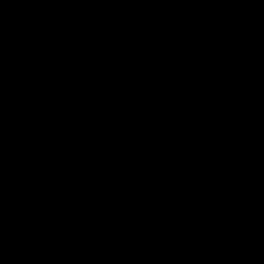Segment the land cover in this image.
<instances>
[{
	"label": "crops",
	"instance_id": "obj_1",
	"mask_svg": "<svg viewBox=\"0 0 264 264\" xmlns=\"http://www.w3.org/2000/svg\"><path fill=\"white\" fill-rule=\"evenodd\" d=\"M191 8L199 20L214 16L227 27L217 33L226 44L224 56L210 79L196 76L197 82L223 89H213L217 105L225 92L232 93L245 108L239 119H249L242 127L263 134L264 35L241 29L237 5L99 0L93 7L84 0H0V155L33 143L49 154L39 167L57 181L54 201H43L37 210V228L0 245V264H119L135 246L157 262L264 264V247L249 253L243 233L239 240L232 236L233 220L250 227L259 215L255 204L264 173L258 164L236 159L242 169H212L208 182L194 177L171 189L137 180L126 182L118 196L105 198L98 191L105 173L94 129L107 122L128 136L119 146L118 169L129 158L134 125H156L164 110L173 109L175 99L162 91L173 74L168 77L166 64L155 61V50L173 39L169 24H180L177 13ZM141 13L151 21L143 41L128 34ZM156 63L150 97L144 93ZM183 99L184 107L190 104ZM81 234L97 254L76 252Z\"/></svg>",
	"mask_w": 264,
	"mask_h": 264
},
{
	"label": "clouds",
	"instance_id": "obj_2",
	"mask_svg": "<svg viewBox=\"0 0 264 264\" xmlns=\"http://www.w3.org/2000/svg\"><path fill=\"white\" fill-rule=\"evenodd\" d=\"M28 0H24L27 3ZM49 3L53 0H48ZM95 7L99 0H84ZM235 4L240 9L241 29L264 35V0H219ZM151 28L146 14H139L129 29V35L145 40ZM135 138L129 158L117 169L120 145L126 137L115 131L107 122L95 128L98 134L97 153H103L105 178L98 191L105 198L118 196L127 183L137 180L171 189L192 183L194 177L203 182L211 180L202 174L207 167L203 153L223 144L226 129L215 110L207 106L189 104L179 113L166 115L162 123L135 125ZM49 159V154L38 151L33 143L16 150L14 154L0 155V245L15 236L25 235L37 228V210L43 201L51 204L56 196V179L39 166ZM115 169V170H114ZM251 189V188H249ZM115 206V201H113ZM259 210L250 227L243 220L232 221L239 240L243 233V247L252 253L257 246L264 247V191L256 202ZM240 217V212L235 208Z\"/></svg>",
	"mask_w": 264,
	"mask_h": 264
},
{
	"label": "trees",
	"instance_id": "obj_3",
	"mask_svg": "<svg viewBox=\"0 0 264 264\" xmlns=\"http://www.w3.org/2000/svg\"><path fill=\"white\" fill-rule=\"evenodd\" d=\"M194 13L192 8L191 11L177 13L180 24L174 25V22L169 24L170 28L174 29V34L169 33L174 40H166L168 44L164 48L155 50V61L159 59L160 64H166L168 77L173 74L162 91L163 95L173 97L175 104L173 109L165 107L166 111L162 113L163 118L166 115L179 113L184 107L183 97L189 98L192 105L213 108L220 117L227 134L223 144H218L202 154L206 164L211 163L212 169L216 172L232 173L242 169L236 159L245 160L246 163L258 164L257 168L264 173V133L247 132L248 128L242 127L243 122L249 121L247 118L239 119L245 112L243 103L239 102V104L232 93L227 91L224 101L217 105L212 93L217 90L216 88L223 89L215 86L213 90L196 80V76L209 79L212 77L226 50V44L221 43L217 33L227 27L214 16L199 20ZM193 65L194 69L189 70V66ZM155 66L157 70L150 76L149 91L144 93L150 97L152 95L150 91L156 85L153 78L157 76L158 64L156 63ZM163 118L159 123H162ZM258 136L259 140L252 142L254 137ZM80 238L77 253L93 256L99 252V249H91L94 244L89 237L81 234Z\"/></svg>",
	"mask_w": 264,
	"mask_h": 264
},
{
	"label": "rangeland",
	"instance_id": "obj_4",
	"mask_svg": "<svg viewBox=\"0 0 264 264\" xmlns=\"http://www.w3.org/2000/svg\"><path fill=\"white\" fill-rule=\"evenodd\" d=\"M224 71L223 73L226 74L228 72V69H229V66L228 65H224ZM229 83V82H228ZM262 98V97H260ZM212 167L213 166H209L207 165V167H205L202 171V173H207V172H211L213 171L212 170ZM128 258H126L122 263H119V264H123L124 262H127V263H124V264H183L179 261H174V262H171V261H164V262H157L155 260H152L153 259V256H150L148 257L147 255H142V253H138L137 251V246L135 247H130L129 251H128Z\"/></svg>",
	"mask_w": 264,
	"mask_h": 264
}]
</instances>
